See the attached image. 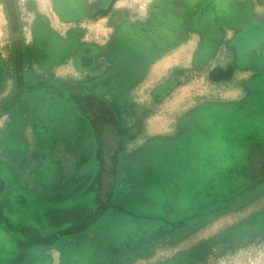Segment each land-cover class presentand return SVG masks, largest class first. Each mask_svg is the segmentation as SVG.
Segmentation results:
<instances>
[{"label": "rangeland", "instance_id": "rangeland-1", "mask_svg": "<svg viewBox=\"0 0 264 264\" xmlns=\"http://www.w3.org/2000/svg\"><path fill=\"white\" fill-rule=\"evenodd\" d=\"M71 1L0 0V100L12 89L14 46L39 48L24 69L54 80L88 83L116 62L124 84L104 100L118 122L125 162L114 183L116 209L76 237L32 250L24 264H264V193L237 211L138 251L113 256L103 247L170 219L168 203L189 180L234 157L229 141L244 128L224 108L264 89V0H187L191 8L183 19H172V25L160 10L164 18L154 19L141 41L136 31L166 0ZM144 41L152 54L164 51L151 56ZM88 47L93 52L81 54L88 68H81L76 61ZM8 125L1 117V202L18 221L45 231L37 207L73 204L94 177L92 136L80 135L77 145L65 131V139L52 137V173L38 167L29 123L22 132L23 155L5 156L1 138Z\"/></svg>", "mask_w": 264, "mask_h": 264}, {"label": "trees", "instance_id": "trees-1", "mask_svg": "<svg viewBox=\"0 0 264 264\" xmlns=\"http://www.w3.org/2000/svg\"><path fill=\"white\" fill-rule=\"evenodd\" d=\"M190 8L187 0H166L158 6L153 20L136 31L135 39L141 41L140 34L145 35L144 40L148 39L146 34L156 22L154 19L163 17L162 14L178 21ZM160 10L161 16L158 15ZM171 23L175 24L173 20ZM146 43L144 41L146 53L151 56L164 51L152 49V54ZM82 50L76 63L81 68H88V62L81 54L93 50ZM38 52L39 48L32 50L19 45L15 49L14 46L12 89L0 100V118L7 117L9 123L1 138L3 152L7 158L23 155L25 141L22 132L24 124L29 123L38 152V167H46L47 172L51 170L53 173L57 167L53 161L51 138L65 139V131L77 145L80 135H89L93 140L96 171L73 204L62 207L41 204L37 207L45 231L33 224L22 223L5 212L1 202L5 181L0 174V264H24L32 250L50 248L65 238L76 237L96 225L105 211L116 209L112 203L114 183L118 167L125 162L118 151V122L104 100L105 94H115L116 88L124 84L122 68L113 62L88 83L38 77L29 68L24 69L31 63L32 54ZM224 111L244 128L229 141L228 149L235 154L234 157L211 165L197 178L189 180L187 189L179 191L176 199L168 203L172 209L170 219L155 220L137 233L108 240L103 245L108 255L122 256L138 251L177 230L192 231L213 218L241 209L264 193V89L227 105ZM55 218L60 220L53 222Z\"/></svg>", "mask_w": 264, "mask_h": 264}]
</instances>
